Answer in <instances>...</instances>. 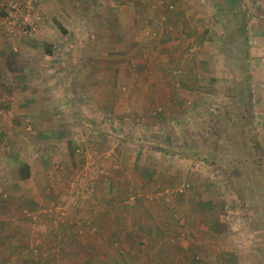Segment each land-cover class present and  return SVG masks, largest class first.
Wrapping results in <instances>:
<instances>
[{"label":"rangeland","instance_id":"1","mask_svg":"<svg viewBox=\"0 0 264 264\" xmlns=\"http://www.w3.org/2000/svg\"><path fill=\"white\" fill-rule=\"evenodd\" d=\"M48 4L0 11L62 66L0 85V264H264V0Z\"/></svg>","mask_w":264,"mask_h":264},{"label":"crops","instance_id":"2","mask_svg":"<svg viewBox=\"0 0 264 264\" xmlns=\"http://www.w3.org/2000/svg\"><path fill=\"white\" fill-rule=\"evenodd\" d=\"M40 3L42 10H44L45 13L47 12L52 17V20L48 22L49 26H47V30L42 32L41 38L46 41L43 44L51 43V42L58 43L62 39L65 40V37L67 36L66 34L67 32H63L59 27V25L65 28V30H68L66 23L69 21L68 20L69 18H58L61 11L59 10L53 11L48 6L49 5L48 0H41ZM55 15L56 18L54 19L56 20H53V17ZM63 15L65 16V14ZM1 17L2 15L0 12V20ZM90 19H92L93 21V18ZM97 19L100 20V18ZM54 21L58 24V26L56 24H53ZM99 25L100 23L98 24V26ZM36 43H37L36 40H32L29 38H12L7 33L0 31V85H4L7 83L8 85H13L16 87V85L19 86L23 84L31 85V83L33 84L37 83L38 85L53 87V85L56 84L54 83L55 75L54 74L48 75V72L51 73L52 71H55L57 67L58 70L60 71L62 66L61 64L56 66V64L52 63L50 59H52L53 51H51V49H49L48 46L44 45V47L42 46L39 49L36 47L38 46ZM36 72H39V74L34 76L30 75ZM20 73H24V74L26 73V75H24L23 77L25 79L24 82H20L21 77L18 76V74ZM40 76L41 77L44 76L45 78L44 79L37 78ZM30 112H32L35 116L43 117V118L52 117L51 113H54V112H50L49 110H45V111L42 110L41 112L40 111H30ZM134 163L137 164V162ZM26 164L29 165V175L24 176L23 180H25V178H30L31 176H33V172L31 169V162L28 160L26 161ZM4 211L5 210H2L0 211V213H5ZM8 223L9 222H4L3 224L7 225ZM16 225L17 224L15 223L14 228L11 230L10 233L11 235L12 234L16 235L20 232V229H18ZM2 245H4L5 247L4 249H6L7 247L18 248V245L14 240H12V242H9V238ZM123 259H124L123 260L124 263H127L129 261L128 257L126 258L124 257ZM21 260L22 259L19 257V254L15 253V254H11L10 258L3 259L2 262L21 264ZM91 260L93 261V258ZM85 261H87V259H85L83 262Z\"/></svg>","mask_w":264,"mask_h":264},{"label":"built area","instance_id":"3","mask_svg":"<svg viewBox=\"0 0 264 264\" xmlns=\"http://www.w3.org/2000/svg\"><path fill=\"white\" fill-rule=\"evenodd\" d=\"M0 11L6 30L23 37H35L45 19L39 0H0Z\"/></svg>","mask_w":264,"mask_h":264},{"label":"trees","instance_id":"4","mask_svg":"<svg viewBox=\"0 0 264 264\" xmlns=\"http://www.w3.org/2000/svg\"><path fill=\"white\" fill-rule=\"evenodd\" d=\"M59 27L61 28V30H62L63 32L66 31L65 28H63L62 26L59 25ZM23 169L25 170V171H24L25 176H28V175H29V165H28V164H25V165L23 166Z\"/></svg>","mask_w":264,"mask_h":264}]
</instances>
